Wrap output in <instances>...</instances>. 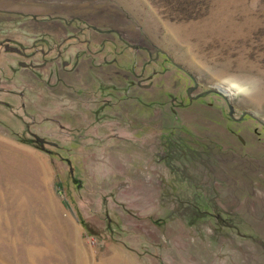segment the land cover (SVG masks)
<instances>
[{
    "label": "rangeland",
    "instance_id": "obj_1",
    "mask_svg": "<svg viewBox=\"0 0 264 264\" xmlns=\"http://www.w3.org/2000/svg\"><path fill=\"white\" fill-rule=\"evenodd\" d=\"M0 44V264H264V0H0Z\"/></svg>",
    "mask_w": 264,
    "mask_h": 264
},
{
    "label": "clouds",
    "instance_id": "obj_2",
    "mask_svg": "<svg viewBox=\"0 0 264 264\" xmlns=\"http://www.w3.org/2000/svg\"><path fill=\"white\" fill-rule=\"evenodd\" d=\"M259 79V78H257ZM230 88L236 89L235 92L231 91L229 88H223L224 94L228 95L230 99H239L241 97H251L261 91V89H247V88H241L237 83L233 82L230 85Z\"/></svg>",
    "mask_w": 264,
    "mask_h": 264
},
{
    "label": "water",
    "instance_id": "obj_3",
    "mask_svg": "<svg viewBox=\"0 0 264 264\" xmlns=\"http://www.w3.org/2000/svg\"><path fill=\"white\" fill-rule=\"evenodd\" d=\"M22 65H24V63H22ZM211 87H212V89L215 90L216 92H218V93H220V94H222V95H224V96H228V95L224 94V92H223V88H226L225 86H223V85H221V84H216V85H212ZM191 89H192V87H190V88L188 89V91H190ZM213 90H210V91H213ZM37 140L43 142L44 139L41 138V137H38Z\"/></svg>",
    "mask_w": 264,
    "mask_h": 264
},
{
    "label": "flooded vegetation",
    "instance_id": "obj_4",
    "mask_svg": "<svg viewBox=\"0 0 264 264\" xmlns=\"http://www.w3.org/2000/svg\"><path fill=\"white\" fill-rule=\"evenodd\" d=\"M0 46H1V44H0ZM2 47L4 49H6V50H9V51H14V52L17 51V48L16 47H10V46H8L6 41L2 43Z\"/></svg>",
    "mask_w": 264,
    "mask_h": 264
}]
</instances>
